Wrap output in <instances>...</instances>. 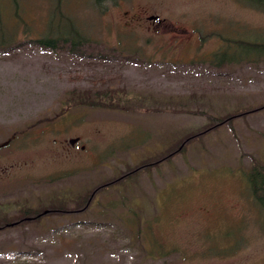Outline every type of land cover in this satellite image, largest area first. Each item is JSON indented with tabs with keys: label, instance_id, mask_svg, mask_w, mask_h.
Wrapping results in <instances>:
<instances>
[{
	"label": "rangeland",
	"instance_id": "rangeland-1",
	"mask_svg": "<svg viewBox=\"0 0 264 264\" xmlns=\"http://www.w3.org/2000/svg\"><path fill=\"white\" fill-rule=\"evenodd\" d=\"M254 40L246 0H0V264H264Z\"/></svg>",
	"mask_w": 264,
	"mask_h": 264
},
{
	"label": "trees",
	"instance_id": "trees-1",
	"mask_svg": "<svg viewBox=\"0 0 264 264\" xmlns=\"http://www.w3.org/2000/svg\"><path fill=\"white\" fill-rule=\"evenodd\" d=\"M96 4H101L102 2H105V1H117V0H93ZM251 2L253 3H259L261 6L264 7V0H251ZM46 33L43 34L42 36H39L38 38L35 39V42L43 47V48H48V49H55L56 45L58 46L59 43L61 44H65L66 42H68L69 40V37H70V47L73 49L74 46L76 45H80V39H81V36L79 34V32L76 30V28L74 27V23L72 24L71 23V33H74V35L72 34H59L58 36L59 37H55V30L54 32H50V31H45ZM3 33V32H2ZM83 38V37H82ZM249 45V43H248ZM250 45H252L251 49L252 51L256 52V55L254 56H263L264 54V41L262 42H257V41H253ZM261 53V55L258 54ZM247 56V54H245V57ZM254 56H247L246 58H251V57H254ZM229 57L230 54H229ZM243 57H239V58H234V57H231V59L234 61L235 59L236 60H239V59H242ZM85 93V97H79V101L78 102H85L87 101V103H89L88 105L90 106H101L102 103L101 102H97L96 100L93 99V93H94V90L92 89H88L86 91H84ZM98 94V93H96ZM80 96V95H79ZM77 102V103H78ZM79 104V103H78ZM210 119H213L212 117L208 116ZM232 118V117H230ZM229 117L225 118L224 120H222L221 122L219 123H215L214 125H220L223 123V121H226V120H230ZM213 126V127H215ZM191 138V137H190ZM167 157H163V160L166 159ZM162 160V159H161ZM154 164V163H153ZM148 164H144L142 168H145ZM136 172V171H134ZM118 179H122V178H118ZM118 179H116V181H118ZM248 180H249V183H250V186H251V191L253 193V196L256 200V202L260 205V208L262 210V213L264 215V165H255L254 167H252L249 175H248ZM101 188V187H100ZM61 204H63V202H61ZM137 236V235H135ZM156 249L155 247L152 248V250Z\"/></svg>",
	"mask_w": 264,
	"mask_h": 264
},
{
	"label": "water",
	"instance_id": "water-1",
	"mask_svg": "<svg viewBox=\"0 0 264 264\" xmlns=\"http://www.w3.org/2000/svg\"><path fill=\"white\" fill-rule=\"evenodd\" d=\"M148 18H149V19H152V20H155L157 17H156L155 15H151V16H149ZM158 22H160V21L158 20ZM76 141H78V137H75V138H71V139H69V143H70L71 145H73ZM44 212H46V211H44Z\"/></svg>",
	"mask_w": 264,
	"mask_h": 264
},
{
	"label": "flooded vegetation",
	"instance_id": "flooded-vegetation-1",
	"mask_svg": "<svg viewBox=\"0 0 264 264\" xmlns=\"http://www.w3.org/2000/svg\"><path fill=\"white\" fill-rule=\"evenodd\" d=\"M246 1H249V2H251V0H246ZM159 23V22H158ZM46 211V210H45ZM44 214H46L47 212H43ZM41 215V213L40 214H38V215H36L35 217H39ZM32 218H34V217H32Z\"/></svg>",
	"mask_w": 264,
	"mask_h": 264
}]
</instances>
